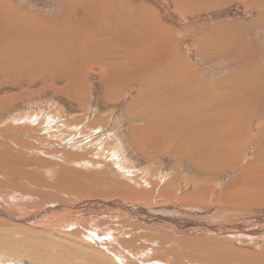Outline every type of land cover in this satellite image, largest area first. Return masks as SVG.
Returning <instances> with one entry per match:
<instances>
[{"label": "rangeland", "instance_id": "374dc122", "mask_svg": "<svg viewBox=\"0 0 264 264\" xmlns=\"http://www.w3.org/2000/svg\"><path fill=\"white\" fill-rule=\"evenodd\" d=\"M10 1H15L17 9L31 18L32 21L29 22L31 37L37 39H31L29 42L22 43L23 47H18V44L13 43L11 39L0 38V229L2 230H0V264H264V209H258L260 213L257 210H249L248 212L233 211L234 215L228 212V215L227 212H220L212 207H207L205 212L173 203L171 197L174 195L175 185L168 193H163V197L157 191L165 180L172 179V174L179 171L176 180L182 187L180 186L181 189L177 190V193L179 192L178 196H181V193L193 189L194 185L192 182L188 184L189 180L201 178L205 176L204 173H200L198 168L192 171L191 169L186 170L180 162L177 167H174L167 162V157L147 156L146 142L141 155L147 159L138 157L134 149L133 152L129 151L119 140L121 135L129 136L127 130L133 119L126 117L124 110L136 98V89L146 81V77L144 79L137 76L132 79L130 85L124 83L125 88L122 89L125 90L121 94H119V86H114L116 91L112 93L115 96L118 94L119 100L106 103L100 98L103 80L108 75L110 77V71L107 70L109 61L106 60L117 54H109L116 48L123 51L124 56H127L126 51H129L133 56L141 57L144 53L142 46L145 45V41L132 37L135 35L133 32L129 35L124 34L125 26L123 29L118 27L119 30L120 28L121 31L124 30L121 36L118 35L116 27L115 29L114 27L107 28L102 23L112 24L107 22L110 17H101L96 14L101 19L106 18L105 21L99 23L101 21L97 17L94 18V13L91 15L88 11L81 10L82 0ZM104 3L108 14L120 16L124 15L123 12L127 10L124 5L137 10L139 4L146 5L148 15L156 17L163 25L168 26L173 47L171 53L181 54L185 59L184 65L189 66L190 64L193 68L195 67L197 74L198 71L204 73L199 74L198 77L197 74L191 77L188 73L180 71L178 78L181 83L178 87L169 86L167 88L169 91L165 96L166 99L170 101L184 99L178 95L177 89H185L190 95L198 92L195 88L203 87L209 90L205 86L210 83H216L215 86H219L215 87L216 89L224 90H216L217 93L213 88L217 93L216 97L222 100H225V95L230 93L229 91L237 90L239 87L242 90L244 88L243 91L237 90V93L241 95L234 97L233 101L238 100L241 105L237 118L243 124L239 123V125H246L251 119L249 122L251 127L253 126L250 146L241 154V159L249 160L259 141L264 142L262 139L264 133L258 132L261 130L258 129L259 127H264V110L261 109L264 107V67H260L256 58L257 53L263 55L264 58V0H104ZM6 12L8 13V9L4 6V15ZM19 15L23 21L26 19L23 14ZM138 15L139 12L136 11L132 22L136 24L138 33L143 34L145 32L141 28ZM123 18H126V15ZM122 19L120 23L128 26L127 21L122 23ZM85 22L87 26L84 25ZM96 29H99L98 32ZM22 35L29 40L28 35L25 33ZM82 42L83 45H80ZM150 45L152 53H148L143 60L162 58L164 61L165 54H170L168 52L170 46L166 43L152 41ZM78 46L82 47L78 52H83V56L80 52L75 53L74 49ZM68 53H71L75 60L73 59L72 64L63 65V58ZM253 53L256 55L253 56ZM45 55H49L50 59ZM106 55H109L108 58L102 57ZM20 56L28 62L26 66L20 63ZM43 56L47 59H43V64L40 61L34 63V60L41 59ZM52 60L53 63H51ZM123 61L128 63L126 58ZM7 63L10 66L6 65ZM132 69L127 67L126 71L132 73ZM104 70L108 72L104 74ZM194 76L196 79H188ZM230 76H233V79ZM121 78L123 77H114L113 81ZM138 78L142 80V84L139 83ZM218 80L224 83L226 80V87H221ZM200 83H202L201 86ZM72 98L75 101L79 99V101L75 102ZM256 99L258 102H255ZM155 103L157 104H152L147 108L149 113L151 108L162 115H169L176 109L172 104L166 106L162 98L158 101L155 98ZM227 105L231 108L233 102ZM245 111H247L248 119L245 116L244 121ZM223 117L221 116L218 120L224 122L225 117ZM97 119H100L99 122ZM256 120L259 125H256ZM94 121L97 123L90 126L89 123ZM143 122V118L134 121L139 124ZM89 129H91L90 132ZM241 135L246 136L247 139L250 138L245 133L234 134L236 140L229 144H241L243 141ZM107 139L113 142L106 144ZM95 140L96 142L93 143ZM117 140L119 143L115 145L114 141ZM125 140L135 150L137 149L131 144L130 137ZM108 146L110 147L107 148ZM98 156L102 157L98 158ZM11 163L18 165L17 168L11 167ZM124 170H134L135 173L132 174L136 176L143 173L144 175L140 176L144 179H147L145 174L152 175L150 178L156 184L155 190L140 193L132 184L136 191L132 197L119 196L117 193L106 197L100 194H88V189L96 188L95 186L105 188L106 191L117 189L127 174ZM239 170L241 168L233 174L225 172L217 182L214 181L217 185L215 191L212 194L207 193L206 197L202 195L205 201L214 197L218 188L220 189L221 185L229 182V176L235 175ZM73 180L75 183L71 182ZM141 183V188L149 190L150 185H146L145 180ZM88 201L90 204L84 207V203ZM107 202H117L127 207L128 210L120 211L114 206L111 208L108 205L110 203ZM78 204L82 206L64 214V211L55 210L48 215L36 214L49 207H70ZM132 206L135 208L153 206L152 210L148 211H153L154 218L165 219L168 216L166 218L168 220L174 217L177 219L179 216L178 219L182 221L186 219V221H191L193 218L192 221H200L205 226L209 222L211 228L205 227L204 229L202 226L186 225V223L175 221H172L169 226L154 220H150V223L145 222L131 216L129 211ZM219 214L226 217L222 218ZM213 222L215 223L214 228ZM3 229H7L8 232ZM227 242L232 246H226ZM236 248L239 251L245 250V253H251L247 254V258L244 259L227 258V256L236 254L232 252ZM226 252H229L228 255ZM216 254H220L221 258H216ZM222 255L225 257L222 258ZM239 255L245 257L241 253Z\"/></svg>", "mask_w": 264, "mask_h": 264}, {"label": "bare ground", "instance_id": "6f19581e", "mask_svg": "<svg viewBox=\"0 0 264 264\" xmlns=\"http://www.w3.org/2000/svg\"><path fill=\"white\" fill-rule=\"evenodd\" d=\"M73 1H75V0H73ZM77 1H80V0H77ZM258 4H256V5H258ZM16 5L17 4L15 3V1H12L11 2L10 0H0V38H2V39H4V37L5 38H9V39H11L13 41V43L18 44V47H23L22 45L25 42H29L31 39L32 40H35L34 38H36V37H33V36L31 37L32 31H31V29L29 27V22L32 21L31 18L30 17H27L24 12L18 10L17 7H16ZM80 5H81V10L88 11L91 15H92V13H94L93 14V16L95 15L94 18L96 19V17H97V19L99 21H101V22L98 21L99 23H102L103 21L106 20V18H102L101 19L102 16L110 17L111 19L110 18L107 19V22L108 23H112V24H105V23H102V24H104L107 28L108 27H114V29H115V27H116L117 28V33H119L118 34L119 36H121V34L123 33L124 30L123 31H121V30L125 26L124 29L126 30V32H124V34L125 33H128V35H129L131 32H133L135 35H133L132 37L138 38V39H142V40L145 41V45L142 46V49H143L144 53H143V55L141 57L140 56H137V55L133 56L129 51H126V52H128V53H126L127 56H124L122 54L123 51L121 52V50L118 49V48L114 49V51H112V52L109 49V51H110L109 54L117 53V54H114L113 58H108L109 55L102 56V57L108 58V60H106V61H109V63H108V69L107 70L110 71L109 72L110 77L106 73V75H108V77L107 78L105 77L106 79L103 80L104 84H103V87H102V90H101V97H100L101 100L105 101L106 103H114L119 98L118 94L115 96L112 93L113 91H116L115 90L116 88H113L114 86H116V85L119 86L118 87L119 88V94H121L122 91L125 90V89L124 90L122 89L124 87L123 86L124 83L125 84L127 83L128 85H130V82L135 77L141 76L144 79L146 77V79H145L146 81L143 84L141 83L142 80L140 81V79L138 78L140 82L139 81H137V82L141 83L142 85L140 84L141 86H139V88L136 89L137 90L136 91V94H135L136 95V98L130 104H128V106H126V109L124 110L125 111V116L126 117H132V119H133V121L130 123L131 126H129V128L127 130V133L129 135L128 137L131 138V144L133 146H135L137 149L135 150V148H133L129 144V142L126 143V140L125 139L128 140V137H124L123 135H121L120 136V139H119V140L122 141L121 143L122 144H125L124 146L127 147L129 151L130 150L132 151L134 149V151L136 153L135 155H137L138 157L146 158V157H143L141 155V154H143V152H142L143 151V146H144V143L146 142L147 143V147H148V149L146 151V155L147 156L159 155L161 157L162 156L163 157H167L168 158L167 162H169V164H172V166H174V167H177V165L180 162L181 165L185 167L184 169H186V170L191 169V171H192V169L198 168L199 171H200V173L203 172L204 175H205V176H203L201 178L199 177L198 179H194V180H191V181L189 180L188 184L190 182H192V184L194 185L193 186V189L191 191H188V192L186 191L183 194L181 193V196H178V193L179 192L177 193V190H180L181 189L180 188L181 184H178L179 181L177 183V180H176L177 173H179V171L177 173L174 172L172 174L173 175L172 179L165 180V182L162 183L161 186H159V189L157 190L158 193H159V195L161 197H163V193H168V191L170 189H172L173 185H175L173 187V193H174V195L171 197V199H172L171 202L176 203V204H183L185 206H188L189 208L192 207V208H195V209H198V210H201V211H205V212L207 211V207H209V208L212 207V208H215L217 210H220V212H227V214H228V212H231L232 213L231 215H234V212L233 211H240V212L241 211H244V212H248L249 210L250 211L251 210H257L258 213H260L259 212L260 210H258V209H264V142L259 141L258 145H256V149L254 150L253 154L251 153L253 156L251 158H249V160L241 159V154L244 152V150H248V146H250L249 143L251 141V136H252V133H253V131H252V127L253 126L251 127V123L249 122L251 119L249 121L247 120L248 119L247 118V111L248 110L244 112V116H243L244 117V121H245V116H246V118H247L246 121H248L247 124L246 125H239L240 120L237 118L238 117L237 114H238V109L241 108V105L239 104V101L238 100H234L233 101V98L234 97H237L238 95H241V93H237V90L238 91H243L244 88H243V90L240 87L237 90H234L233 89V90L229 91L230 93H227V94H226V91H225V94H226L225 95V100H222V99H219L218 97H216L217 96V93H218L216 90L220 91L219 89H222V88L216 89L215 87H219V86H215L216 83L215 84H211L210 83V84H208V85L205 86V87H208L209 90H207V88L205 89L203 87L195 88L196 90H198V92L197 93H193L192 95H190L188 93V91L185 90V89H182V90L177 89L176 92L178 93V95L179 96H182L184 99H177V101H170V100L166 99L165 96L168 94V91H169V89L167 90V88L169 86H172V87H176L177 86L178 87V84L181 83V80L178 78L179 77L178 74L180 73V71H183L185 73H188L191 77L193 75H196L197 74V70H196L195 67L193 68L190 64H189V66L188 65H184V60L185 59H184V57L181 54L171 53L173 51V47H172V44L170 42L171 39H170V36H169L168 26L163 25L160 20L156 19V17H153L151 15H148L146 13V9H145L146 5H143V4H139L138 5L139 6L138 10L135 9L134 7H129L127 5H124L127 10L125 12H123V14L126 15V18H123V19H122V17H124V15H121L120 16L118 14H108L107 13V10H106V7H105L104 0H82V3ZM4 6L8 9V13L6 12L5 15H4ZM178 8H180V7H178ZM136 11L139 12L138 17H139V20H140L141 28L145 32L143 34L138 33L139 31L136 30V24L132 22L133 21L132 18L134 17V13ZM68 13H69V11H68ZM19 14H23L26 17V19L23 21L20 18V15ZM96 14H98L101 17H98V15H96ZM128 14H130V15H128ZM70 15H72V14H70ZM73 16H74V14H73ZM74 17L76 19V16H74ZM34 18H35V16H34ZM71 19H72V17H71ZM120 19H122V23L127 21L128 26H126V24L123 25L124 23L121 24L120 23ZM113 20H115V21H113ZM83 21H85V20H83ZM99 23H97V24H99ZM86 24H87V22H85L84 25H86ZM118 27H122V29L120 28V30H119ZM87 28L89 29V27H87ZM77 29H78V27H77ZM92 29H93V27H92ZM99 29H101V28H99ZM99 29H96V31L99 30ZM90 31H92V30H90ZM23 33H25L26 35H28L29 40H27V38L22 35ZM40 33L42 34V32H40ZM112 34H114V33H112ZM124 34H123V36H124ZM94 35L95 34L93 33V36ZM96 35H98V33ZM86 38H87V36H86ZM74 40H76V39L74 38ZM107 40H108V38H107ZM152 41H156V42L159 41V42H162V43H166L167 45L170 46V48L168 49V52L170 54H165L164 61H163L162 58L156 59V60H150V61L143 60V58H145V57L148 56V53H152V50H151L152 48H151V45H150V43ZM83 42L80 43V45H83ZM75 44H76V42H75ZM97 44L99 45V43H97ZM85 46H86V44H85ZM99 46H101V45H99ZM101 47H99V48H101ZM81 48H80V46H78L77 48H75L74 49L75 50V53L76 52L79 53L80 51L78 52V50L81 49ZM202 51H204V50H202ZM204 52H207V51H204ZM80 53H81V55L83 54V52H80ZM89 53H91V52H89ZM86 55H87V53H86ZM254 55H256V53H253V56ZM45 56L47 58L50 57L49 55H45ZM45 56H43L41 59H38L37 58V60H34V63L36 64V62H39L40 61V63L43 64L44 63L43 59H46ZM78 56H80V55H78ZM256 56L255 57L257 58V62L259 63L260 67H264V58L262 57L263 55H260L259 53H257ZM15 58H16V56H15ZM124 58H126V60L128 61V63L124 62L125 60L123 61ZM73 59H74V57L72 56V54L71 53H68L63 58V65L64 64L65 65L66 64L68 65L69 63L72 64L73 63ZM105 59H104V61H105ZM19 60H20V63H22L25 66L28 64V62L25 61L24 58L22 59L21 56H20V59ZM97 60L98 59L96 58V61ZM51 63H53V60L51 61ZM6 65L10 66L8 63ZM60 65H61V63H60ZM60 65H59V67H61ZM11 67H13V66H11ZM54 67H56V65ZM127 67L130 68V69L133 68L132 69V73H131V71H128V72L126 71V68ZM13 69H15V68H13ZM16 69H17V67H16ZM57 69L58 68H56V70ZM66 69H67V67H66ZM61 70H63V69H61ZM107 70H104L103 71L104 74H105V72H108ZM146 70H150V71L147 72ZM50 71H52V70H50ZM198 72L199 73L197 74V77L199 76V74H201V75L204 74L201 71H198ZM237 72H239V71L237 70ZM26 73H27V68H26ZM77 73H78V71H77ZM21 74H20V76H21ZM154 75H155V77H158V78H155ZM118 76H122L123 78L119 79L118 81L117 80L116 81L115 80L113 81V78L114 77H118ZM235 76H236V74H235ZM81 78H83L82 75H81ZM194 78H195V76L193 78H188V79L194 80ZM228 78H229V76H228ZM188 79H186V80H188ZM231 79H233V76L231 77ZM202 82H204V81H202ZM215 82H217V80ZM212 83H214V82H212ZM218 83H219V85L221 87L224 88L225 83H226V80H225V83L218 80ZM201 84L202 83H200V86H201ZM232 84L233 83H231V85ZM128 85H126V87ZM229 85H230V83H229ZM229 85H228V87H229ZM238 85H236V86H238ZM247 86H249V85L247 84ZM246 87H245V89H246ZM213 88H215V91L217 93L214 91ZM248 88H250V87H248ZM188 90L190 91L191 89H188ZM246 92H248V91H246ZM113 97L115 99H113ZM155 98H156L157 101L160 100V98H162L163 101L165 102L164 104H166V106H170L172 104L179 111H177L176 109H174L173 113H171L169 115H162V114H160L159 111L151 110V108H150V113H149V111H147V108L151 107L152 104H157V103H155ZM76 101H79V99L78 100L76 99ZM229 102H233V106L231 108H228L227 103H229ZM255 102H258L257 99H256ZM146 104H147V106H146ZM148 104H150V105H148ZM158 104H160V103H158ZM259 105H260V103H259ZM262 105H263V103H262ZM78 106L80 107V105H78ZM261 109L264 110V107H261ZM260 110H259V112H260ZM250 111H249V113H250ZM123 116H122V118L124 119L125 116L124 117ZM221 116H224L225 117V118L223 117L224 120H225L224 122L222 120H220V121L218 120V118H220ZM139 118H143L144 122L141 123V124L134 123V121L137 120V119H139ZM190 118H191V120H190ZM263 118H264V116H263ZM242 119H241V121H243ZM256 119H259V118H256ZM97 120L99 122L100 119H97ZM260 120H259V122L262 121V120L261 121ZM79 121L81 122L80 119H79ZM256 121H257V124L256 125H259L258 120H256ZM37 123H38V121H37ZM93 123L96 124L97 122L96 123H95V121L92 122V123L90 122L89 123L90 126H92L91 124H93ZM41 124L42 123H40V125ZM262 124H263V122L261 123V125ZM61 125H63V124L61 123ZM69 128H70V126H69ZM90 128H92V127H90ZM258 129H261L260 131H258V132H261L260 134L264 133V127L263 128L262 127L261 128L259 127ZM258 129H255V130H258ZM90 130L91 129H89V132H90ZM31 132H33V130ZM94 132H95V130H94ZM240 133L241 134L242 133H245L250 138L247 139L246 136L241 135V137L243 138V141H242L241 144L230 145L229 144L230 142H233V141L236 140V136H234V134L236 135V134H240ZM84 134H83V136H84ZM253 138H255V137L253 136ZM109 139H111V137ZM109 139H107L108 141L106 142V144L113 142L112 140H109ZM262 139L264 141V136H262ZM96 140L93 143H95ZM88 141H90V140H88ZM114 143H115V145H117L119 143V141L118 140L117 141H114ZM109 147L110 146H108L107 148H109ZM113 147H114V145H113ZM114 152H116V151H114ZM117 153H118V151H117ZM90 154H92V152H90ZM90 154H88V155L90 156ZM124 154H125V151H124ZM71 156H72V154H71ZM99 156H98V158H101L102 157V156L101 157H99ZM90 157H93V156H90ZM94 159H96V158H94ZM116 159H118V158H116ZM152 161H154L153 158H152ZM112 162H114V161L112 160ZM95 164H96V162H95ZM123 165L124 166H127L126 164H123ZM17 166L18 165L14 164V163H11V167L17 168ZM118 167H121V166H118ZM240 168H241V170H239L235 175L232 176V174L234 173V171L236 172V170H238ZM176 170H178V169H176ZM125 171H127V174H125V176H124V181H122V184H119L118 185L117 189L107 190L106 191L105 188L104 189L98 188L97 186L94 185L96 188L88 189V194H94V195L100 194V195H102V197H106V196H109V195H111L113 193H117V195H119V196H121V195H125V196L128 195V196H131L132 197V195L134 193H136L135 190H138V192H140V193H146V192H151L152 190H155L156 184L150 178L152 175L150 176L148 174H145V177H147V179H144L142 177L144 175L143 173H139V175L136 176V175H133L132 174V173H135L134 170L133 171L132 170H130V171L124 170V172ZM225 172L232 173L231 176H229V179H228L229 182L221 185L220 189L218 188V190L216 191L214 197L209 198L208 200L205 201V199H204L203 196H205L207 193H211L212 194L215 191V188L217 186L215 182H217V180H219L221 178L222 174L225 173ZM136 173H137V171H136ZM155 174H156V172H155ZM140 175H142V176H140ZM136 177H138V178H136ZM142 179L145 180V183L147 182L146 185L147 184L150 185L149 186V190H144L143 188H141V184H144V183H141V181H143ZM188 179L186 178L185 180H188ZM182 181H184V180H182ZM71 182H74V180L71 181ZM132 184L135 186V190L133 189ZM136 187H138V189H136ZM88 188H89V186H88ZM84 190L87 191L86 189H84ZM93 191H96V192H93ZM90 202H91V200H90ZM90 202L88 201L86 204L84 203L83 206L86 207L87 205L90 204ZM107 203H110L108 205L111 206V208H112V206H114L115 209L118 210V208H119L120 211H127L128 210L127 207H124L121 204H118L117 202H107ZM79 206H80V204L75 205V206H70V207H57V206L51 207V208L49 207L48 209H45L42 212L40 211V212H38L36 214H38V215L39 214H41V215H48L50 213L52 214V212H54V210L55 211H64L63 212V214H64L67 211L70 212L71 210H77L79 208ZM152 207L135 208V207L132 206V207H130L131 208V211H129V212L134 217H136V218H138L140 220H143L145 222H149V223H150V220L151 221L154 220V221L159 222V223H166L169 226V224H172V221H175V222H179V223H186V225H189L190 224V225H195V226H202V228H204V229H205V227L207 229H210L211 228V225H210L209 222L205 226L204 224H201L200 221L199 222L192 221L193 218L191 219V221H186L187 219L185 221H182L181 219H178L179 216L177 217V219L174 217V218H171V219H168L167 220L166 219L168 217L167 215H166L167 217L164 216V217H166L165 219H158L159 217L154 218V215L152 214L153 211H150V212L148 211V210H152ZM170 208H171V206H170ZM174 209H176V208H174ZM215 209H214V211H215ZM222 209H225V210L228 209V210L224 211ZM210 212H209V215H210ZM217 212H219V211H217ZM29 213H31V212H29ZM215 214H217V213H215ZM240 215H241V213H240ZM172 216H173V214H172ZM29 217L30 216H28V218ZM203 217H204V215L202 216V218ZM212 217H211V219H212ZM221 217L223 218V217H226V216H221ZM219 218L220 217L218 216V218H217L218 221H219ZM215 219H216V217H215ZM188 220H189V218H188ZM207 220H210V219H207ZM220 220H222V219H220ZM230 224H231V221H230ZM4 225H5V223H4ZM165 226H164V228H165ZM214 226H215V223L213 225V228H214ZM231 226H232V224H231ZM194 227H193V229H194ZM224 227H222V228H224ZM178 228H180V227H178ZM7 229H3V230H5L6 232H8ZM219 229H220V227H219ZM173 230H174V228H173ZM1 231H0V233H1ZM188 231H190V230H188ZM223 231H224V233H226L225 230H223ZM216 232H217V229H216ZM218 232H220V231H218ZM233 234L234 233H232V235ZM23 235H25V234H23ZM6 236L7 235H5V237ZM242 236H244V235L242 234ZM1 237H3V236H1ZM24 237H26V236H24ZM223 238H225V237H223ZM227 243H226V246H228V245L232 246L231 243H228V244ZM230 246H229V248H230ZM224 249H226V248H224ZM236 249H233L232 250V252L234 251V252H236V254H233L232 256H227V258H243L244 259V258H247V254H250L251 253V252L250 253H245L244 252L245 250L244 251L242 250L243 251L242 252V251H239L238 249L237 250ZM222 252H224V251H222ZM228 253L226 255H228ZM240 253L241 254H244L245 257H243L242 255H239ZM252 253H255V252H252ZM258 254L260 255V253H258ZM219 255L216 254L215 257L216 258L217 257L221 258ZM223 256L225 257V255H222V258H223ZM261 258H263V257L261 256ZM249 260H250V258H249ZM259 262H261V261H259ZM244 263H246V262H244Z\"/></svg>", "mask_w": 264, "mask_h": 264}, {"label": "water", "instance_id": "95a60500", "mask_svg": "<svg viewBox=\"0 0 264 264\" xmlns=\"http://www.w3.org/2000/svg\"><path fill=\"white\" fill-rule=\"evenodd\" d=\"M131 214V213H130ZM131 216H133V215H131Z\"/></svg>", "mask_w": 264, "mask_h": 264}]
</instances>
